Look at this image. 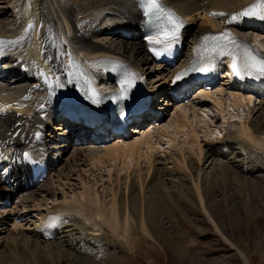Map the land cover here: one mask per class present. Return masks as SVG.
Segmentation results:
<instances>
[{
	"label": "bare ground",
	"instance_id": "1",
	"mask_svg": "<svg viewBox=\"0 0 264 264\" xmlns=\"http://www.w3.org/2000/svg\"><path fill=\"white\" fill-rule=\"evenodd\" d=\"M164 1L185 23L190 47L213 31L251 34L230 21L257 0ZM140 8L134 0H0V40L5 41L0 48L4 63L0 73L9 68L0 76V165L6 169L0 171V264H123L121 257L134 253V238V245L144 238L160 243L158 237L165 232L168 238L181 240L164 225L173 229L169 221L176 223V212L185 213L187 205L199 208L215 235L246 259L219 226L212 205L227 200L237 207L239 193L249 214L256 216L252 197L264 204V96L254 101L249 99L252 91L222 84L219 90L203 92L200 99L195 97L178 106L167 125L162 123L155 129L148 126L145 136L138 140H92L86 130L63 122L56 126L59 134L46 135L40 144L36 141L37 133L46 132L54 119L53 112L45 122L46 113L40 111L50 103V87L65 89L71 82L67 80L69 73L77 68L95 86L112 87L113 78L102 75L100 68L126 64L145 78L154 93L169 99L165 90L174 73L155 66L144 35L139 33L144 21ZM258 33L256 40L264 46V31ZM189 59L185 56L182 62ZM203 99L219 107L222 120L231 118L228 127L223 122L224 133L214 132L218 128L211 129L213 119L199 114L201 107L211 103ZM226 104L228 108L249 107L251 112L245 119L227 110L224 116ZM191 118L204 124L200 129L215 134V140H201L202 131H196ZM169 128L183 139L173 137ZM137 129L135 126L134 132ZM164 138L170 139L169 145L159 151L157 146L161 147ZM38 145L48 176L35 184L25 166L12 165L9 169L11 164L5 159L17 161ZM88 166L111 168V174L98 189L82 182L79 195L72 193L70 201L65 197L58 202L59 188L67 187L69 177H80ZM49 200L52 205L45 204ZM44 205L45 217L39 226L31 231L4 230L8 221L24 218L30 208L39 212ZM238 215L236 211L239 219ZM182 225H177L178 232ZM48 231H53L50 239L46 237ZM184 231L191 233L183 230L181 235ZM192 238L188 248L193 251L199 241L195 238L197 242H191ZM186 239L182 237L184 242Z\"/></svg>",
	"mask_w": 264,
	"mask_h": 264
},
{
	"label": "rangeland",
	"instance_id": "2",
	"mask_svg": "<svg viewBox=\"0 0 264 264\" xmlns=\"http://www.w3.org/2000/svg\"><path fill=\"white\" fill-rule=\"evenodd\" d=\"M222 84L226 86L228 85V82L224 80L218 85L222 86ZM218 87L212 91H216ZM194 98L195 97H193L192 100H194ZM225 98L228 97L226 96ZM203 100L211 103L210 105L206 104L207 107H201V110H204L205 112L200 110L199 114L209 115V118H211V120L213 119L214 124L212 123L211 129L214 131L215 128H218V130L214 132H219V130H223L222 125L225 120H222V117H220V113L217 111L219 107H213L215 104L211 100ZM225 101L227 103L229 102V100L227 101V99H225ZM228 104H226L227 106L225 105V113H223L224 116L225 114H228L227 111H230L233 115H240L241 117H243V119L248 118L249 113L251 112L249 107L247 108L240 105H231V107L228 108ZM178 106L181 105H177L174 101H171L170 99L166 100V103H164L163 107L166 109H164V114L161 119V127L165 124H168V122L172 118V114L177 111ZM226 117H229V115H226ZM193 120L194 118H191L192 122H194ZM198 120L202 121L201 118H199ZM229 121H232L231 118L224 123L225 127ZM201 124V122H194V127L196 128V131H202V133L199 134L201 140H215L216 135L214 134L211 136V134L209 135V132H207L208 130L200 129V127H205L204 124H202L203 126ZM58 125L59 124H57V126ZM146 127L147 125L139 126L137 129L138 132H131L127 140L134 141L144 137L145 134L143 133L148 130L145 129ZM57 128H59V126ZM169 129V132H171L173 137L177 138V140L183 139L181 138L182 134L176 135V133H174V129ZM46 133L49 136L52 131L49 129ZM59 133L60 130L56 129L54 130L53 134L56 135ZM114 139L116 140V138ZM115 140H113V143L116 142ZM168 141H170L169 138L163 139V141L161 142V147L160 145L157 146L159 148V151H161V149L162 151H164L166 147H168ZM154 142L158 143L157 139H154ZM161 153L163 154V152ZM95 168L96 167L90 166H88L87 168L84 167L81 171L82 173H80V177H78L77 175H71L69 177L70 181L68 179L69 185L67 187L62 186L63 189L59 188L60 192L57 196V198L59 199L58 202L63 200L65 197H67L68 201H70L71 199H73V194L79 195L82 189V182H90V185H93V187L95 185V189H98V186H101L102 181H105L109 174H111L110 171L112 169L104 167L102 168V170H99L98 168ZM0 171L3 172L5 171V169H1ZM82 178L85 179L83 180ZM55 181H57V179H55ZM237 196L239 198V204L237 205V207L232 206L227 200H225V202L220 204L214 203L212 205V213L216 221L219 223V226H222L223 230L225 229V234L227 235L229 240L234 242L244 252L246 259L243 258L241 252L238 251L237 248L229 246L230 244H225L224 241L220 240V238L215 235V233L210 229L212 225L201 216L199 208H197L196 206L187 205L185 213L176 212V223H171L169 221L170 224L174 225L172 226L174 227L173 229H169L166 224V226L164 225L165 229L167 228V230L171 232V235L174 232L178 233V235L181 237V240H176L173 238L170 239L168 238L165 232H163V234L158 237V240L160 238V243H155L142 237L144 239H139L137 244L134 245V241L136 239L134 238V253L126 258H123V255L121 257V260H123V264H195L196 261H198L199 264H264V204L261 203L259 198L252 197V203L257 208V211L256 216H251V214H249L247 210V205L244 202V197L239 195V193ZM51 202L52 200H49V202L45 204L47 205L49 203V205H52ZM233 207L236 208L233 209ZM45 209V205L39 212L36 211L35 208H30L28 209V213L24 216V218L16 222L8 221L5 225L6 227L3 226V228L4 230L6 228H9L15 230L31 231L36 226H39V223L42 221L43 217H45ZM236 211L240 215H238L239 219L235 217ZM179 223L183 224L181 226L182 228H180V232H178L177 228V225ZM14 224H18L17 226L19 227L15 226ZM183 230L189 232L191 231V233L184 231V235H181ZM92 234L95 235L96 233ZM183 236L187 237L186 242L182 240ZM193 236L199 241V245L195 247V249H193L192 251L190 250V248H188V241L189 238ZM195 238H192L190 241L192 242V240H196ZM188 252L192 254V257L189 256ZM199 254H201V256L200 258H197V255Z\"/></svg>",
	"mask_w": 264,
	"mask_h": 264
},
{
	"label": "snow or ice",
	"instance_id": "3",
	"mask_svg": "<svg viewBox=\"0 0 264 264\" xmlns=\"http://www.w3.org/2000/svg\"><path fill=\"white\" fill-rule=\"evenodd\" d=\"M158 7L157 0H150L149 12L153 8ZM166 18V26L162 28L160 34L157 37H149L152 42L162 43L163 41H172L178 38L179 29L182 27L179 18L174 13H161L157 16ZM214 15H216L214 13ZM240 17H255L261 21H264V0H257L256 3L252 4L248 8L244 9L240 13L234 14L231 17L232 21L237 20ZM167 25H170L169 28ZM33 27V25H29ZM162 36V39L160 38ZM203 43L198 46L197 51L203 48L209 52H216L221 56H227L231 58V69L237 77H252V78H264V50L256 44L249 43L248 41L241 40L234 36L229 31H224L219 35H206L202 38ZM5 41L0 40V46ZM168 46H171L170 44ZM159 55V53H156ZM193 71L207 72V67H194ZM186 73L177 74L173 82L181 80L183 75ZM131 81L126 80L121 85V94L123 95L127 91V85ZM219 90V89H218ZM251 99V98H249ZM28 154L25 153V156Z\"/></svg>",
	"mask_w": 264,
	"mask_h": 264
}]
</instances>
